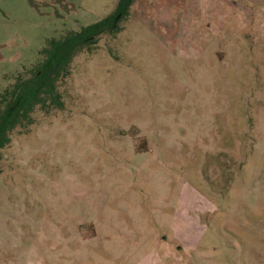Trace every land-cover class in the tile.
<instances>
[{
	"label": "rangeland",
	"instance_id": "obj_1",
	"mask_svg": "<svg viewBox=\"0 0 264 264\" xmlns=\"http://www.w3.org/2000/svg\"><path fill=\"white\" fill-rule=\"evenodd\" d=\"M116 1L0 0V94ZM120 25L1 149L0 264H264V0H134Z\"/></svg>",
	"mask_w": 264,
	"mask_h": 264
},
{
	"label": "trees",
	"instance_id": "obj_2",
	"mask_svg": "<svg viewBox=\"0 0 264 264\" xmlns=\"http://www.w3.org/2000/svg\"><path fill=\"white\" fill-rule=\"evenodd\" d=\"M134 0H117L113 10L106 16L82 26L61 38L51 37L40 49L43 58L31 70L28 77L17 76L14 83L1 92L0 104V158L1 149L11 142V132L27 128L37 109L48 113L61 109L63 100L57 89L60 76L69 73L70 64L77 52L90 49L104 34L114 35L129 16Z\"/></svg>",
	"mask_w": 264,
	"mask_h": 264
},
{
	"label": "water",
	"instance_id": "obj_3",
	"mask_svg": "<svg viewBox=\"0 0 264 264\" xmlns=\"http://www.w3.org/2000/svg\"><path fill=\"white\" fill-rule=\"evenodd\" d=\"M217 57L219 58V60H221V58L223 57V53H217Z\"/></svg>",
	"mask_w": 264,
	"mask_h": 264
}]
</instances>
